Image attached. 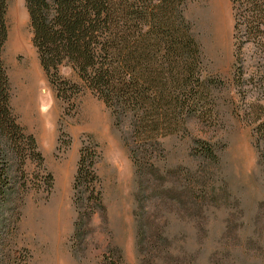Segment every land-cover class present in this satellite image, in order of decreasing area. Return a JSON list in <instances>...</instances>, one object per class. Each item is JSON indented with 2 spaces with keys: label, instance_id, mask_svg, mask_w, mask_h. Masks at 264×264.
I'll list each match as a JSON object with an SVG mask.
<instances>
[{
  "label": "trees",
  "instance_id": "1",
  "mask_svg": "<svg viewBox=\"0 0 264 264\" xmlns=\"http://www.w3.org/2000/svg\"><path fill=\"white\" fill-rule=\"evenodd\" d=\"M190 1L26 0L40 64L57 96L74 107L77 98L89 90L109 107L115 125L125 129L123 138L138 185L134 218L141 264L197 262L176 246L170 222L160 219V211L167 216L183 211L195 228L206 230L205 206L212 196L205 186L210 179L206 168L189 170L190 181L181 185L168 178L173 168L163 173L157 162L164 152V138L187 132L193 118L216 119L214 90L227 86L205 69L202 42L186 14ZM8 3L0 0V264H21L8 243L14 223L11 203L33 189L35 176L27 169L29 161L46 172L40 176L42 184L51 187L53 174L44 166L36 137L12 108L4 58ZM231 3L234 63L230 85L240 96L234 111L253 126L264 177V0ZM192 149L213 164L219 162L208 138L196 137ZM100 158L99 144L90 137L84 140L73 183L75 253L88 249L95 215L107 217L97 170ZM108 247L99 264H125L122 248L111 243Z\"/></svg>",
  "mask_w": 264,
  "mask_h": 264
},
{
  "label": "rangeland",
  "instance_id": "2",
  "mask_svg": "<svg viewBox=\"0 0 264 264\" xmlns=\"http://www.w3.org/2000/svg\"><path fill=\"white\" fill-rule=\"evenodd\" d=\"M186 14L202 42L206 71L214 79L226 81L227 86L214 90L216 119L201 122L193 118L187 132L164 138V152L157 161L163 173L173 168L168 178L181 185L190 181L189 170L206 168L210 179L205 186L212 194L205 206L206 230L195 228L183 211L168 216L160 211V219L170 222L176 246L192 254L187 255L189 260L195 256V264H264V177L253 126L234 111L240 96L230 85L234 63L232 3L192 0ZM7 21L4 58L12 87V108L36 137L44 166L53 174L51 187L42 184L40 176L46 172L37 162H28L27 169L35 176L33 189L11 203L14 223L9 246L21 264H99L111 243L122 248L125 264H141L134 218L138 185L123 138L125 129L115 125L109 107L89 90L77 98L74 107L57 96L40 64L26 0H9ZM34 65L40 72L37 107H31L25 99L23 84L27 81L21 72ZM89 137L101 151L97 170L107 217L105 220L95 215L88 249L75 253L73 183L80 149ZM196 137L214 143L220 157L217 164L192 149Z\"/></svg>",
  "mask_w": 264,
  "mask_h": 264
},
{
  "label": "bare ground",
  "instance_id": "3",
  "mask_svg": "<svg viewBox=\"0 0 264 264\" xmlns=\"http://www.w3.org/2000/svg\"><path fill=\"white\" fill-rule=\"evenodd\" d=\"M28 67V66H27ZM27 84H23L25 99L31 107H37V94L40 80V72L37 66H30L21 70ZM25 81V80H24ZM53 208V207H52ZM58 208V206H57ZM56 209V208H55ZM61 209V208H60Z\"/></svg>",
  "mask_w": 264,
  "mask_h": 264
}]
</instances>
